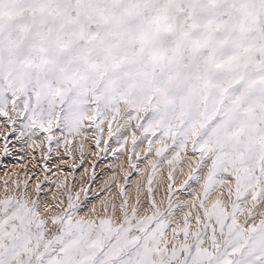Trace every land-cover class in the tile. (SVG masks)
<instances>
[{"label":"snow or ice","instance_id":"1","mask_svg":"<svg viewBox=\"0 0 264 264\" xmlns=\"http://www.w3.org/2000/svg\"><path fill=\"white\" fill-rule=\"evenodd\" d=\"M21 115L48 152L54 122L71 153L65 132H102L109 116L110 136L117 116L136 121L133 152L170 143L150 173L129 157L139 179L106 182L103 215L79 216L65 185L67 207L42 201L47 175L5 180L0 264H264V0H0V118Z\"/></svg>","mask_w":264,"mask_h":264},{"label":"rangeland","instance_id":"2","mask_svg":"<svg viewBox=\"0 0 264 264\" xmlns=\"http://www.w3.org/2000/svg\"><path fill=\"white\" fill-rule=\"evenodd\" d=\"M9 107H11V105H9ZM109 120H111V116L101 124V128L103 129L102 132L98 131L95 126L88 121L84 122L80 135H76L75 133L68 135L65 132L63 135L73 142L69 146L71 148V153H69L65 150V141L57 139L61 136V131L59 128L55 127V122L51 133L53 136V141L51 143L52 151L48 152V133L37 131L36 135L33 136L31 140L27 135H21L23 130L22 125L26 123L23 115L18 117L14 124H8L3 118H0V198L3 197V182L7 179H15L18 176L23 179L25 178V173H27L28 176L32 177L30 183L35 184L38 179L43 181L44 176L47 175L49 180L43 182V191L41 192L42 201L48 200L52 202L54 195H60V198L64 200L63 207H67L68 193H62L60 187V185H65L67 188L71 189L74 203L80 205L78 210L79 216L103 215L100 211V204L101 201L109 195V193L104 190L105 183L112 181V178H110L111 180L109 179L108 174H111V171H116V173L118 171V175L116 174L118 178L115 176L118 184H124L123 176L125 172L131 173L129 178L130 182L136 181L139 177L137 171L129 167V157L132 158V163L139 164V169L141 171L150 173V165L148 164L146 165L147 167H143V164L149 158H152L151 160L159 159L155 156L156 148L160 147L162 143L169 142L165 139L159 143H154L152 146V155L146 157L145 152L148 148L147 139H144L143 143L137 144L135 152L132 150V135L135 134L140 138L141 131L135 127V131L129 136L128 131L125 129L126 126L121 127V125L124 124L123 119L121 116H117V119L112 121L113 134L110 136ZM131 123H133V126L136 124V121H132ZM13 129H15L14 134ZM157 136H159V133H157ZM97 138L101 141L99 147L96 146ZM125 138H127L126 144L124 143ZM33 141H35V143H33ZM86 141H88L91 151L86 147ZM41 142H43V145H41ZM5 143L8 144L7 153L4 151ZM81 144H83V150L80 149ZM121 144L124 146L121 147ZM12 147L13 149H11ZM41 147H43V151H41ZM114 149L116 150L115 152L113 151ZM137 154L139 155V159L137 158ZM181 155H183V153H181ZM188 156L190 159L193 158L190 143ZM15 160L16 162H14ZM22 162L24 163L23 165L21 164ZM118 162H122L123 165L118 167ZM115 166L118 168H115ZM46 167L47 171H45ZM188 168L189 165L185 163L183 165V173L180 171L175 173V188H179L180 183L187 178L186 174ZM58 170L62 172L60 178H57ZM168 170V165L163 171L158 169L156 179L153 182L157 201L161 199L166 200L165 189L166 184L169 183L166 179ZM134 177H136L135 180L133 179ZM57 179L59 181H57ZM144 180L146 185V176ZM194 187L198 189L199 185H194ZM111 191L115 193L116 187L113 186ZM130 191L134 197V184ZM77 193L80 194L78 201L75 199ZM177 195L183 196L185 199L188 197L187 190L178 192ZM117 203H119L118 200ZM132 203H135L134 199ZM142 203L143 208L148 209L147 202L143 201ZM93 205L96 206V212L91 211ZM164 206H166V203ZM148 214H151L150 211ZM116 218L119 219V214H117ZM256 222H259V212H257Z\"/></svg>","mask_w":264,"mask_h":264},{"label":"bare ground","instance_id":"3","mask_svg":"<svg viewBox=\"0 0 264 264\" xmlns=\"http://www.w3.org/2000/svg\"><path fill=\"white\" fill-rule=\"evenodd\" d=\"M132 124H133V123H131V127H127V126H126V128H125L126 131H128V135H129V136H131V135H132V132L135 131V125L132 126ZM85 145H86L87 148H89L88 141L85 142ZM14 147H15V146H14ZM11 149H13V147H12ZM89 149H90V151H91V148H89ZM15 153H17V152H15ZM15 157H16V156H15ZM17 157H18V155H17ZM151 159H152V158H149V159L144 163L145 165L143 164V167H147L146 165L149 164V161H150ZM22 161H23V160H22ZM14 162H16V160H15ZM17 162H18V161H17ZM59 163H60V162H59ZM21 164L23 165L24 163L22 162ZM122 165H123L122 162H118V163H117V166H118V167H120V166H122ZM12 166H13V165H12ZM59 166H60V164H59ZM117 166H115V168H118ZM166 166H167L166 163L162 164V165L160 166L159 170H160V171L165 170ZM110 167H111V166H110ZM60 168H61V167H60ZM109 169H110V168H109ZM110 171H111V169H110ZM63 172H64V171H63ZM105 172H106V171H105ZM117 173H118V171H117ZM117 173H116V171H114V172L111 171V174H108L109 179H110V178H113V177H115V176L117 177V175H118ZM116 174H117V175H116ZM61 175H62V172L58 170V172H57V178H60ZM101 176H102V174H101ZM108 177H107V178H108ZM117 178H118V177H117ZM133 179L135 180L136 177H134ZM55 180H56V178H55ZM107 180H108V179H107ZM110 180H111V179H110ZM57 181H59V180L57 179ZM112 190H115V189H112ZM187 199H188V197H187Z\"/></svg>","mask_w":264,"mask_h":264}]
</instances>
